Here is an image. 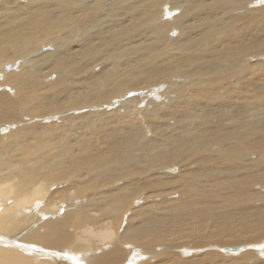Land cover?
Wrapping results in <instances>:
<instances>
[{
	"label": "bare ground",
	"instance_id": "6f19581e",
	"mask_svg": "<svg viewBox=\"0 0 264 264\" xmlns=\"http://www.w3.org/2000/svg\"><path fill=\"white\" fill-rule=\"evenodd\" d=\"M0 264H264V0H0Z\"/></svg>",
	"mask_w": 264,
	"mask_h": 264
},
{
	"label": "water",
	"instance_id": "95a60500",
	"mask_svg": "<svg viewBox=\"0 0 264 264\" xmlns=\"http://www.w3.org/2000/svg\"><path fill=\"white\" fill-rule=\"evenodd\" d=\"M242 248H243V247H230V248H228V250H232V251H233V250H235V251L237 250V251H238V250H240V249H242Z\"/></svg>",
	"mask_w": 264,
	"mask_h": 264
},
{
	"label": "rangeland",
	"instance_id": "374dc122",
	"mask_svg": "<svg viewBox=\"0 0 264 264\" xmlns=\"http://www.w3.org/2000/svg\"><path fill=\"white\" fill-rule=\"evenodd\" d=\"M7 131V130H6ZM6 131H4L3 133H5ZM30 223H33V222H30ZM250 244V243H249ZM238 245H246L245 243H243V244H238ZM228 246H234V245H228ZM236 246V245H235ZM223 252H226V251H223ZM241 252H243V251H241ZM232 253V252H231ZM238 253H240V252H238Z\"/></svg>",
	"mask_w": 264,
	"mask_h": 264
}]
</instances>
